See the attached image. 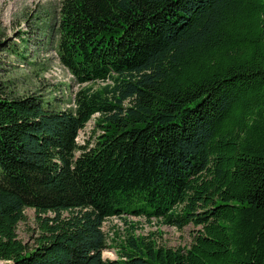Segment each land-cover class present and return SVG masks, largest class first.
<instances>
[{"label": "trees", "instance_id": "obj_1", "mask_svg": "<svg viewBox=\"0 0 264 264\" xmlns=\"http://www.w3.org/2000/svg\"><path fill=\"white\" fill-rule=\"evenodd\" d=\"M59 27L74 82L105 84L65 110L0 85V264H264V0H63ZM123 215L193 242L112 247Z\"/></svg>", "mask_w": 264, "mask_h": 264}, {"label": "rangeland", "instance_id": "obj_2", "mask_svg": "<svg viewBox=\"0 0 264 264\" xmlns=\"http://www.w3.org/2000/svg\"><path fill=\"white\" fill-rule=\"evenodd\" d=\"M62 1L0 0V85L8 94L39 95L65 110L75 107V94L82 88L92 86L96 89L105 83L79 85L61 64L58 42ZM98 116H94L81 130L80 144L94 137L93 128ZM25 217L18 225L17 234L32 246L39 235L38 218L32 208L25 210ZM104 231L112 247L116 246L119 238L124 239L128 234H153L159 246L173 249L190 247L195 233L191 225L178 229L134 215L107 219ZM116 256L113 248L104 251L106 259L114 260Z\"/></svg>", "mask_w": 264, "mask_h": 264}]
</instances>
